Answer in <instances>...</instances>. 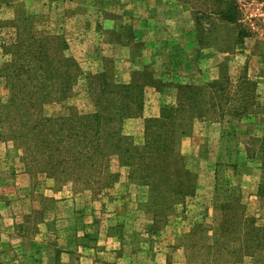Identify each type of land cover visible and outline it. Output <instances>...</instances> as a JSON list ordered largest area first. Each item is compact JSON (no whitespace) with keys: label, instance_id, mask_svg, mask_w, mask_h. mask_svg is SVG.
<instances>
[{"label":"rangeland","instance_id":"rangeland-1","mask_svg":"<svg viewBox=\"0 0 264 264\" xmlns=\"http://www.w3.org/2000/svg\"><path fill=\"white\" fill-rule=\"evenodd\" d=\"M190 1L196 13L197 46L205 42L212 48L206 52L211 55L207 56L209 62L199 55L188 56L173 42L170 51H160L161 66L168 77L156 69L155 75L163 82L171 78L173 85L163 88L162 98L154 97L147 88L142 117L128 119L123 131L133 145H142L144 119L158 117L164 104L176 103L173 79L179 74H192L193 62L198 61L197 67L206 71L204 77H196L195 84L225 77L224 94L233 96L223 107L227 109L225 119H218L220 112L215 109L211 112L215 121L195 119L185 124L189 133L176 145L192 174L193 195L175 201L167 218L156 217L160 207L166 206L158 197L164 188L153 189L144 180L132 177L129 167L122 165L120 154L108 157L114 181L100 187L92 182L59 180L35 168L29 170L21 149L5 141L20 158L14 160L16 155L7 154L0 171V264H264L262 254L242 257L239 262L228 251L211 257L205 248L196 251L186 244V234L195 224H202L212 234L222 219V204L236 197L249 217H263L257 188L261 171L256 136L264 134L260 121L264 119V0ZM2 5L0 67L11 58L5 46L18 39L20 29L15 18L22 10L38 17V28L65 34L74 50L69 49V53L77 58L85 74L102 70L103 59L109 57L113 61L104 64L118 82L127 83L122 82L125 67L116 62L124 59L122 51H92L94 44L80 38L81 34L74 35L106 16L98 15V10L114 6L115 0H15L11 6ZM113 38L117 37L112 34ZM0 78V102L7 103L10 90ZM86 85L82 77L68 101L47 104L44 113L54 115L75 108L91 111ZM145 112L156 116L144 117ZM234 113L246 117L237 121L231 116ZM136 119L142 122L136 123ZM20 168L30 177L28 186L20 191L5 186L4 181L18 175ZM46 178L53 182L46 183ZM229 215L234 217L230 211ZM200 237L198 233L195 241L202 245L206 240Z\"/></svg>","mask_w":264,"mask_h":264},{"label":"trees","instance_id":"trees-1","mask_svg":"<svg viewBox=\"0 0 264 264\" xmlns=\"http://www.w3.org/2000/svg\"><path fill=\"white\" fill-rule=\"evenodd\" d=\"M181 1L191 6L190 0ZM0 2L11 4L15 0ZM15 20L20 29L18 39L6 44L5 52L11 58L0 67V77L11 94L9 102H0V139L12 141L21 149L29 170L35 168L59 180L74 179L102 187L115 179L108 170V157L118 153L132 177L144 180L153 189L164 188L158 197L166 206L160 207L162 215L156 217L167 218L175 201L193 195L192 174L176 145L189 133L185 124L195 119L215 121L211 114L215 109L220 112L218 119H225L227 109L223 107L233 99L224 94L225 77L204 84H177L176 103L164 104L158 117L145 118L143 144L133 145L124 134V123L142 117L147 88L161 92L169 86L156 77V70L145 65L133 71L129 82L121 83L104 64L112 60L106 57L102 70L85 74L77 58L69 53L64 33L38 28V17L22 10ZM82 77L93 104L91 111L75 108L54 115L44 113L45 105L68 101ZM231 116L240 121L246 114ZM260 121L264 123V119ZM256 159L260 161L257 188L263 217H249L236 197L222 204V219L212 234L202 224L193 226L186 234L190 249L205 248L211 257L228 251L239 262L255 253L264 256V134L256 136ZM229 211L234 217H229ZM198 233L206 240L202 245L195 241Z\"/></svg>","mask_w":264,"mask_h":264},{"label":"crops","instance_id":"crops-1","mask_svg":"<svg viewBox=\"0 0 264 264\" xmlns=\"http://www.w3.org/2000/svg\"><path fill=\"white\" fill-rule=\"evenodd\" d=\"M7 6H11V4ZM104 8L98 10V15L106 14V16L100 17L96 23L91 22L90 28H85L84 32L77 31L74 35L81 34L80 38L85 37L88 43L94 44L91 45L92 51H122L124 59L116 60L125 67L123 70L126 72L122 82L130 81L133 71L140 70L147 64H151L154 69L162 71L165 77H168L167 72L161 66L163 63L160 51H170L169 45L172 42V44L178 45L182 51H186L188 56L193 58V55H199L203 61L205 59L206 62H209L210 58L207 59V56L211 55L206 52L212 51V48L205 42L204 44L200 42L197 46L196 13L189 4L187 6L181 0H115L114 6ZM104 10L108 13H105ZM91 24L96 25L91 26ZM127 32L128 35H126ZM112 34H115L117 38L112 39ZM73 41L76 40L73 39ZM70 51H74L72 46H70ZM198 64V61L193 62L195 68L192 70V74L176 75L173 79L174 87L177 84H195L196 77H204L206 71L200 69L202 66L197 67ZM171 80V78L164 79V82L168 81V85H173ZM166 87L168 86L163 88ZM149 89L153 91L154 97L162 98L165 95L163 91H157L155 88ZM147 116H156V114L146 115L145 112L144 117ZM138 120L141 121V119H136V123L139 122ZM10 153L16 155L13 157L14 160L19 161V154H15L5 141H1L0 171L2 170L1 166L4 165L5 156ZM17 172L18 175L5 180L4 185L8 187L12 185L13 190L20 191L24 186H28L30 177L22 168ZM49 182H53L52 179L46 178V183L51 184Z\"/></svg>","mask_w":264,"mask_h":264}]
</instances>
